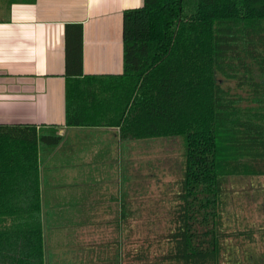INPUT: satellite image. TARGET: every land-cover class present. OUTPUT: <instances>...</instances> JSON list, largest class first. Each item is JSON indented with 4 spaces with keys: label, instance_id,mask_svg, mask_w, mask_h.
I'll use <instances>...</instances> for the list:
<instances>
[{
    "label": "trees",
    "instance_id": "trees-1",
    "mask_svg": "<svg viewBox=\"0 0 264 264\" xmlns=\"http://www.w3.org/2000/svg\"><path fill=\"white\" fill-rule=\"evenodd\" d=\"M122 37V72L86 74L83 26L68 24L65 125L115 128L123 142L180 137L183 149L166 228L121 260L264 264L248 250L264 230L227 223L230 179L264 176V0H144L123 11ZM63 137L0 123V264H49L41 145ZM133 214L123 194L127 232Z\"/></svg>",
    "mask_w": 264,
    "mask_h": 264
},
{
    "label": "crops",
    "instance_id": "crops-1",
    "mask_svg": "<svg viewBox=\"0 0 264 264\" xmlns=\"http://www.w3.org/2000/svg\"><path fill=\"white\" fill-rule=\"evenodd\" d=\"M143 4L144 0H0V123L33 124L41 130L57 127L63 140L54 147L44 146V158L61 151L68 168L80 170L86 166L82 179L76 172L71 174V188L78 193L84 184L88 186L84 192L97 190L98 164L91 163L115 157L121 140L119 134L111 138L112 128L65 125L68 24L83 26L86 74L121 73L123 11ZM45 175L48 186L61 185L55 182L59 176L56 169L52 177ZM81 196L72 194V202L81 200ZM51 201L43 198L47 206Z\"/></svg>",
    "mask_w": 264,
    "mask_h": 264
},
{
    "label": "rangeland",
    "instance_id": "rangeland-1",
    "mask_svg": "<svg viewBox=\"0 0 264 264\" xmlns=\"http://www.w3.org/2000/svg\"><path fill=\"white\" fill-rule=\"evenodd\" d=\"M218 80L237 91L234 80L221 76ZM112 129L111 138L118 134V129ZM182 149L180 137L121 141L120 146H116L115 157L91 163L98 164L97 190L84 192L88 188L84 184L83 191L79 193L71 188V174L76 172L77 177L82 179L86 166L80 170L71 166L68 168L61 151L51 153L46 159L41 151V171L45 181L42 194L44 199H52L49 202L52 205L47 206L44 202L47 210L44 237L48 263L136 264L121 260L122 250L135 251L146 236L153 237L166 228L165 212L172 204L175 181L180 175ZM73 162L81 164L83 160ZM54 169L59 171L55 180L56 183L61 182L59 187H50L46 183L48 176L45 174L49 173L52 177ZM108 174L111 178H106ZM228 188L232 201L227 223L232 228L264 230V176L234 177L230 179ZM76 192L82 195L81 200L73 203L72 194ZM123 194H126L134 211L132 232H127L120 221ZM113 196L115 198L112 199ZM257 238V242L248 245L250 255L256 257L264 255V237ZM234 254L241 256L240 250H235ZM240 258L247 261L246 256Z\"/></svg>",
    "mask_w": 264,
    "mask_h": 264
}]
</instances>
